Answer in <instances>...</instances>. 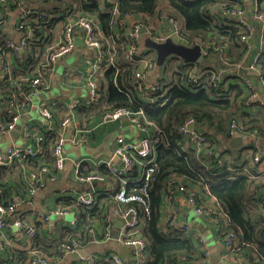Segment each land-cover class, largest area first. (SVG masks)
<instances>
[{"label": "trees", "instance_id": "trees-1", "mask_svg": "<svg viewBox=\"0 0 264 264\" xmlns=\"http://www.w3.org/2000/svg\"><path fill=\"white\" fill-rule=\"evenodd\" d=\"M55 1L59 0H45L49 3ZM75 1L76 8H79L82 14L95 20L99 38L103 44L102 52L109 56L112 53V46L116 45L119 54L116 68L108 67L95 75L99 85L98 100L89 108L78 109V114L82 119L87 118L91 122V119L97 118L105 111V108L128 107L135 112L141 109L147 122L150 123L149 128L152 134H155V128H160L163 135L156 148L155 170L146 186L143 180H137L140 166L136 162L124 177L113 174L105 164L95 168H88L90 166L87 167L85 164L80 166V172L83 174L93 171L107 176V179H116L118 188L121 185L120 179L131 180V184L126 185L127 190L138 187L137 193L140 195H143L145 190L144 204L132 202L122 205L114 197L100 196L89 208L75 203L70 198L59 200L61 207L75 205L73 207H76L78 211L76 228L73 230L66 228L58 232V238L54 241L35 235L30 239L33 248L39 252L38 254L53 257L60 254L63 245L71 244L73 241L81 245L88 244L91 240L89 230L94 225L101 224L103 228H109L110 218L107 211L110 209L102 201L105 200V202L112 201L114 204L111 208L117 210L133 206L140 216L145 209L148 211V218L143 219L138 229L140 238L146 243L143 252L146 261L143 264H163L164 259H176V253L191 258L195 253V245L191 240L181 236H170L171 233L163 234L160 229L161 212L165 202H175L174 185H169L168 177L178 174L195 185L206 186L209 194L221 204L226 215L221 222V234L234 232L238 235L235 254L264 264V213L258 204H253L254 190L251 189L253 181L250 179L253 174L251 168L253 155L258 149L248 144L244 147L240 146V149L231 148L230 140L223 135L226 133L228 122L236 119L243 131L257 129L264 141V104L256 99L261 95L262 89L264 90V74L260 73V70L264 69V58L257 63L256 70L245 72L244 68L250 61L251 51L248 45L239 41L243 29L239 28L237 22L225 18L222 14L235 6L246 12L241 0H223V2L217 0H122L116 14L105 12V6L101 7L96 3ZM219 4L225 7L221 10ZM260 7V12L264 13V6ZM157 9L174 15L181 23L182 32L186 34L188 40L214 41L218 46L227 49L229 57L223 60L217 53L210 51L201 61L194 63L185 62L174 55L171 78L163 84L168 91V98L161 107L157 103L145 102L136 91L132 90L130 80L136 69L127 63L123 53V48L127 44L124 37V16L136 13L152 15ZM58 10H61V7ZM60 12L62 18L68 17L67 12ZM248 18L250 21L247 22L258 28L255 30L258 32L257 39L259 40L261 36L264 38L261 22ZM56 20L59 21V19ZM30 21L34 28V37L37 38V35H41L38 32L39 28L43 27L40 17L35 16L34 20L32 18L28 20ZM116 28H118L117 32ZM212 59L215 61L213 62ZM45 60L42 49L32 44L28 45L24 52L12 55L14 81L19 85L28 84V79L42 71L41 65ZM160 67L156 66V69ZM187 72H193L195 75L203 73L202 77L206 80L208 89L200 90L196 85L186 87L184 81L190 79L189 75H186ZM215 76H220L223 84L233 80L237 81V84L230 82L226 87L220 84V88L216 90L212 86ZM243 79H249L250 86H244ZM3 84L0 77V100H4L9 92ZM131 90L133 93L127 95V92ZM54 105L58 108L55 103ZM251 107H256L257 110L250 112ZM191 115L206 128L208 132L206 138L210 139L211 150L218 152L217 157H207L203 153L199 155L194 150L180 151L178 128ZM44 135L46 160L51 162L50 147L54 134L45 132ZM225 159H228V162H224ZM9 175L12 176L13 173H7L4 168H0V183L3 184L2 180ZM136 181H138L137 186H135ZM99 203L104 204L106 213L101 210L103 206H98ZM15 254L18 264L26 263L28 255L25 250H18Z\"/></svg>", "mask_w": 264, "mask_h": 264}, {"label": "built area", "instance_id": "built-area-1", "mask_svg": "<svg viewBox=\"0 0 264 264\" xmlns=\"http://www.w3.org/2000/svg\"><path fill=\"white\" fill-rule=\"evenodd\" d=\"M19 1V0H18ZM122 0H84L87 4L96 3L98 6H105V12L116 14L118 6ZM223 2V0H217ZM17 0H0V28L1 35L4 32V28L9 24V15L11 6L16 4ZM66 6L69 7V14L66 20L67 23L64 28L63 37L57 45L45 46V50L39 46L42 44L37 37H34V28L30 18L22 19L19 23H16L13 27V31L19 33L20 36L16 41H7L0 46V77L4 82L3 86L9 90L4 100H0V137H9L13 131H20V139L22 144L15 145L11 143L7 146H0V168L12 171L17 167H25L32 164L34 168L28 166L27 178L29 183L25 188V197L28 201L31 200L37 192L45 188L48 183H53L57 179L58 174L63 170L66 157L65 147L70 145L72 147L82 145L88 141V134H90L94 128L105 125L111 122H119L124 120L127 124L133 127L140 137L137 140L126 139L122 135H118L114 139L115 150L114 153L120 158L122 167H116L111 163H103L106 167L115 175L124 177L127 171L132 166L139 165V174L137 180H143L145 186L149 183L151 174L154 172V161L156 158V148L160 137L163 135V131L160 128H155L152 134L150 123L147 122L143 110L133 111L128 107L117 108H105L103 113H100L96 123H92L87 129H83L80 126V121L76 119L78 115V109L84 107H91L92 103L98 100L99 85L96 78V73L105 71L108 67L116 68L118 60V52L116 45L112 46V53L107 56L102 52V42L99 38L98 28L95 20L91 17L85 16L81 12L76 13V4L73 0H68ZM221 10L225 7L223 4H219ZM264 6V0H250V9L246 12L238 6H235L231 10H225L222 12L224 17L229 20H234L238 23L239 28L243 29V33L239 37V41L248 45L249 39L252 37L255 31L253 26L247 24V17H251L256 22H261V27L264 28V13L260 12L261 7ZM247 10V9H246ZM140 13L125 15L123 20H128L129 17L135 16L139 18ZM146 16L144 22H140V19L135 20L131 25L124 24V37L127 41L126 46L123 48V53L127 63L135 67V72L132 75L130 84L133 87L132 90L140 96L142 100L148 103H157L159 107L164 105L166 98H168V91L163 87L166 81L171 78V70H173L174 55H169L159 69H156V52L153 49L146 48L143 45L145 38L151 39L156 44H163L166 40H171L173 43L183 45L187 48L193 46H200L201 48V61L210 51L217 53L221 59H227L228 52L225 47L218 46L216 42L200 41L193 42L188 40L186 34L182 31L181 23L171 13L155 10V13L150 15L143 13ZM156 19L158 27H155L153 22ZM144 27V28H142ZM145 31L142 33L141 30ZM12 33V31H11ZM13 34V33H12ZM81 39V42L85 48L90 49L93 52V56L84 62L85 70L83 74H79L77 71L67 73L68 78L78 76L73 79L76 85L80 83L84 87L85 95L80 98L69 101L66 105L65 115L57 122L56 114L58 108L53 103H48L45 100H41L40 104L34 105L33 100L38 97L41 90H47L50 86L47 76L51 73L58 62L63 58L69 56L74 49L75 40ZM35 45L42 49L45 62L41 65V72H38L35 76L31 77L29 83L26 85H19L14 81L12 75V63L11 56L28 47V45ZM250 61L244 68L245 72L254 71L258 68L257 63L264 58V38L262 36L258 40V45L254 52L250 53ZM9 60H5V58ZM106 61V62H105ZM197 62V61H196ZM195 63V62H194ZM157 72V74L154 73ZM78 73V74H76ZM261 74H264V69L260 70ZM151 74H154V80L151 79ZM189 80L184 81L186 87L189 85H196L200 90L206 91L208 89L206 80L202 77L204 74H193V72H187ZM81 76L84 77L82 80ZM161 80V82H159ZM237 84V81H229L223 84L220 76H215L212 80V86L218 90L220 84L226 87L229 83ZM242 84L244 86H250L249 79H243ZM128 91L127 95L133 93ZM37 109L40 121L38 125L35 123H24L19 125L20 120L30 113L33 108ZM7 116V117H6ZM39 120V119H38ZM56 121V124L54 125ZM44 122H47L45 124ZM206 128L202 126L196 118L191 115L186 118L185 121L179 126L178 133L180 135V151L187 152L188 150H194L197 154H204L205 156L217 157L218 152L211 150L210 139L206 138ZM45 132H51L54 134V140L50 147L51 162H47L46 148H45ZM69 134L66 138L65 135ZM229 140H233L239 136L243 140V145L246 146L249 142L254 141L252 145L257 148V144L261 139L260 133L257 129L251 131H243L241 124L236 119H232L228 122L226 133L223 134ZM263 141V140H262ZM250 145V144H249ZM258 149V148H257ZM261 160V155H253V163H258ZM207 162V161H206ZM224 162H228L225 159ZM100 165V163L98 164ZM96 165V166H98ZM80 166L78 163L75 165L76 180L84 185L92 186L95 183L103 182L105 176L95 172L83 174L80 172ZM169 185L176 195L182 196L186 204L193 210L197 216H206L212 219L219 226L221 230L220 222L222 218L225 219L226 215L221 204L215 199V197L209 194L206 186H199L193 184L185 177L178 174H172L168 177ZM138 181L135 182V186L138 185ZM128 182L131 184V180ZM128 182L123 181L122 186L114 193V198L122 205L138 202L144 204L143 195L146 194L143 190V195L137 193V188L127 190L126 185ZM204 195L208 196L211 200L210 204H207V200ZM96 193L92 189L90 192L79 194L74 202L81 204L85 207H92L96 203ZM176 199V198H175ZM174 199V200H175ZM24 200L20 201V204H24ZM164 208L168 205H174V202H165ZM120 208V207H119ZM69 211L68 207L58 208L54 214L57 216H64ZM110 211V210H109ZM176 209L173 207L170 212L172 221H168L169 227H175ZM148 211L145 209L142 216L138 214V211L133 207L117 210L111 209L110 215L115 218L125 219L129 216L130 220L126 222L118 232L117 238L114 242L118 247L124 246L130 249L131 255L129 262L133 264H143L146 261V256L143 253L145 251L146 243L140 238L138 229L143 219L148 218ZM41 218V216L39 217ZM142 218V219H141ZM185 233L189 232L188 225H180ZM12 228L16 230V239L23 240L25 238L31 239L37 234V226L28 220V218L17 211V204L13 199L5 193L3 184L0 183V230ZM104 239L107 241H113L110 236V230H105ZM91 232V230H89ZM163 234H167L166 230L161 231ZM193 234H188L186 239L194 242ZM223 246L226 252H237L236 245L238 243V235L234 232H228L223 234ZM203 240H199L202 244ZM2 242L0 239V250L2 248ZM80 243L73 241L71 244L63 245L60 250V254H73L81 248ZM206 255V253H205ZM176 259L171 258L164 259L163 264H183L186 263L188 257L184 254H175ZM58 257H45L41 255H33L26 260L25 264H54L58 261ZM244 264H259L258 261L251 260L248 257L243 258ZM106 263L110 264H126L125 260L116 252H110L104 259ZM100 260L97 262L99 263ZM95 261L93 258L89 261V264H93Z\"/></svg>", "mask_w": 264, "mask_h": 264}, {"label": "crops", "instance_id": "crops-1", "mask_svg": "<svg viewBox=\"0 0 264 264\" xmlns=\"http://www.w3.org/2000/svg\"><path fill=\"white\" fill-rule=\"evenodd\" d=\"M67 2L68 0H59L54 3L45 2V0H17L16 4L10 8L9 22L13 24L14 27L16 23H19L23 19L22 16H28V18H32L33 20L35 19V16L40 17L43 27L39 28L38 32H40L41 35H37V37H39L38 39L43 42L42 44H39V46L45 50V46L52 47L53 45H57L63 37L66 25L65 22L68 21L66 19L69 16L67 18H62V13L60 11L67 12V15L69 14L70 10L69 7L66 6ZM241 2L243 4L242 6L248 11L250 9V0H241ZM59 7H61V10H58ZM56 19H59V21L57 22ZM138 19H140V22H144L143 20L146 19V16L143 13H140L139 18L131 16L128 20H123V23L131 25ZM247 21H250V18L247 17ZM153 22L157 28L159 25L158 22H156V19ZM247 24L249 23L247 22ZM253 30H258V28L253 27ZM117 31L118 28H116V32ZM12 33L13 39H17L18 36H20L19 33L15 34L13 30ZM257 34L258 32L255 31V33H253L254 36L249 39L248 47L251 54L258 45ZM77 39L81 41L80 38ZM82 50L83 52L80 56H78L76 64L66 68L64 72H62L63 75L59 84L68 92H72V90L76 92L82 91V88L79 87L80 84L76 85L73 81V79L78 78V76H73L71 78H68L67 76V73L72 71H77L79 74H83L84 71H86L84 62L93 56V52L90 49L85 48L83 44ZM65 59L66 57L62 60ZM60 62L57 63L54 70L47 76L50 84L49 88L45 91L41 90L39 94L41 100L44 99L48 103H55L57 105V122L65 115L66 105L68 102L81 97L79 94L78 96L68 97L67 94H61V96H51L50 93H48L49 91L52 92L53 82L55 80L54 75ZM154 73L157 74L156 71H154ZM154 77L155 75L151 74L152 80H154ZM81 78L82 80L84 79L83 76H81ZM256 99L261 100L262 104H264L263 89L261 95ZM249 110L250 112H255L257 108L251 107ZM32 111L33 109L30 110L28 115L24 116L20 120L19 125L31 122L36 125L39 124L38 121L40 120L35 119L34 117H31L26 122H21L25 117L31 115ZM76 119L80 121V126L83 129H87L92 123L97 122L98 117L91 119L92 121L89 122L87 118L82 119L81 115L76 114ZM56 121L54 125L56 124ZM44 123L47 124V122ZM118 135H122L129 140H137L140 137V134L133 127L129 126L124 120H120L119 122H111L94 128L93 131L88 134V141L82 145L75 147L67 145L65 147L66 161L63 170L58 174L55 182L48 183L45 188L37 192L30 201H28L25 197L24 190L30 182L27 178V171L29 169L28 166L30 168H34V166L29 164L25 167L19 166L12 171L6 170L7 173H13V175H9L8 178L2 180L3 187L7 189L5 193L17 204V211L25 215L29 221L33 222L37 226L36 237L54 241L58 238V232H61L66 228L72 230L76 228L75 224L77 221L78 211L76 207H73L75 205L66 206L69 208V211L64 216H57L54 214L58 208H61L59 200L67 198L74 200L79 194L90 192L92 189L95 191L97 198L100 196L114 197V193L117 191L119 186L117 185L116 179H107L106 176L103 182L95 183L92 186L81 184L76 180L75 165L77 163L79 165L85 164L87 167L90 166L88 168H95L99 163L100 165L103 163H111L116 167H121L114 161L116 159V154L114 153V139ZM0 141L3 143L8 141L9 144L14 143L15 145H20L22 144L20 131H13L9 137H0ZM18 142L20 143L18 144ZM253 142L254 141L249 142L248 145H252ZM229 145L233 148L236 146V143L231 142L230 140ZM237 147V149H240V146ZM257 148L258 151L256 153L261 155V160L258 163L251 164V168L253 169V174L250 176V179L253 181L251 189L254 190L253 204H258L264 213V141L259 140ZM119 181L122 186L123 178ZM124 181L128 182V179L124 178ZM204 197L207 200L206 203L210 204V198L207 195H204ZM175 198L176 199L172 208L174 207L176 209L175 214L177 217V224L179 225L169 227L168 221L170 220V212L172 208L167 205L161 212L160 229L161 231L166 230L168 234L171 233L170 236H181L186 238L188 234H193L194 237H196L193 242L195 245V253L191 256V258L189 256V260L183 264H244L243 257L237 256L233 252L230 254L225 251L222 239L223 235L221 234V230H219V226L215 221L206 216L195 215L182 196L176 195ZM21 200L25 201L24 204H20ZM102 201L109 206L110 211L113 209V207L111 208L114 204L112 201ZM98 206H103L101 210L106 213L107 210L104 204L99 203ZM108 211L107 214L110 218L109 228H103L101 224H98L97 226L94 225L90 229L91 232L89 233V237L91 240L88 244L81 246L76 253L53 256L58 257V261L54 264H89L91 258L95 261L93 264H110L106 263L104 259L111 251L120 255V247L117 246L114 240L112 239L113 241H107L104 239L106 229H109L110 233L115 230L112 220H121L120 218H115L110 215V211ZM40 216L41 218H39ZM223 220L224 218H222L220 222L217 221V223L221 224ZM180 225H188L189 232L185 233ZM120 229L121 228H119V230ZM16 233L17 231L12 228L0 230V239L3 244L0 250V264H18L15 254L18 250H25L28 255L27 259L39 253L35 250V248H33V243L30 239L25 238L23 240H18L16 239ZM201 239L203 240L202 244L199 243V240ZM38 255L44 256L42 254ZM130 255L131 251H129L127 259L121 255L120 256L126 263V261L129 260ZM99 260L100 262L97 263Z\"/></svg>", "mask_w": 264, "mask_h": 264}, {"label": "water", "instance_id": "water-1", "mask_svg": "<svg viewBox=\"0 0 264 264\" xmlns=\"http://www.w3.org/2000/svg\"><path fill=\"white\" fill-rule=\"evenodd\" d=\"M13 30V24L9 23L5 26L4 32L2 35H0V46L6 43L7 41H16V39L12 38V33L11 31ZM145 30H141L143 33ZM143 45L146 48L153 49L156 52V66L160 67L166 58L169 55H175L184 60L185 62H196L201 58V48L200 46H193L191 48H187L183 45H178L173 43L171 40H166L163 44H156L149 38H145L143 40ZM75 46H82V42L78 39L75 40ZM23 50H20L19 53H22ZM214 62L215 59H212ZM66 138L69 137V134L65 135ZM231 142L236 143V146L233 148H236L237 146H240L243 144V140L241 137L237 136ZM115 162L116 164L120 165L121 167L123 166L122 162L120 161V158L118 156H115ZM130 220V217L127 216L125 219L117 220L113 219L112 223L115 227V230L110 233V236L112 239H116L118 235V230L121 228L126 222ZM130 249L124 246H120L119 248V253L122 257L128 258ZM129 260L126 261V264H129Z\"/></svg>", "mask_w": 264, "mask_h": 264}, {"label": "rangeland", "instance_id": "rangeland-1", "mask_svg": "<svg viewBox=\"0 0 264 264\" xmlns=\"http://www.w3.org/2000/svg\"><path fill=\"white\" fill-rule=\"evenodd\" d=\"M77 12L79 13V12H81V10L79 8H77L76 9V13ZM22 18L27 20L28 19V16H22ZM82 52H83L82 46H77L75 48L74 52L72 54H70V56L66 57L65 60H62L58 64L57 71H56V73L54 75L55 80L53 82L52 92L51 91L48 92V93H50L51 96H58V95L61 96V94H67L68 97L78 96V94L81 95V96H84L85 95V92L86 91L84 90V87L82 86L81 83H80V86H79V87L82 88V91L81 92H76L74 90H72V92H68V91L64 90L62 88V86L59 84L60 81H61L62 75H63L62 72H64V70L66 68L75 65L76 62H77V60H78V56H80L82 54ZM39 94H40V92H39ZM40 102H41V98L38 95V97L33 100V103H34L35 106H37L38 104H40ZM31 117H34L35 119H39L40 120V118L38 116V113H37V109L35 107L33 108L32 114L29 115V116H27V117H25L21 122H26ZM19 143L20 142H18V144ZM7 145H9V142L8 141L5 142V143H3L2 141H0V146L4 147V146H7ZM170 221H172L171 220V217H170ZM176 222H177V220H176Z\"/></svg>", "mask_w": 264, "mask_h": 264}]
</instances>
